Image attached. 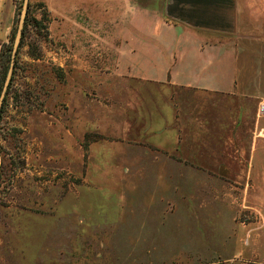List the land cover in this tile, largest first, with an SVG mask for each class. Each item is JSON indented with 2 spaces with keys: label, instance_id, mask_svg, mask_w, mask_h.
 <instances>
[{
  "label": "rangeland",
  "instance_id": "1",
  "mask_svg": "<svg viewBox=\"0 0 264 264\" xmlns=\"http://www.w3.org/2000/svg\"><path fill=\"white\" fill-rule=\"evenodd\" d=\"M130 1H28L0 104V264H264V151L213 170L205 102L129 71L165 62ZM3 2L7 67L22 0Z\"/></svg>",
  "mask_w": 264,
  "mask_h": 264
},
{
  "label": "crops",
  "instance_id": "2",
  "mask_svg": "<svg viewBox=\"0 0 264 264\" xmlns=\"http://www.w3.org/2000/svg\"><path fill=\"white\" fill-rule=\"evenodd\" d=\"M130 7L163 29L158 45L164 46L165 62L155 64L147 57L150 64L143 70L133 63L129 71L167 88L191 91L205 102L204 124L190 119L197 133L204 131L200 147L213 158V170L231 167L227 158L264 151V113H257L264 102V0H161L152 6L131 0ZM125 43L132 46L129 59L134 60L135 44ZM180 117L175 109L173 123Z\"/></svg>",
  "mask_w": 264,
  "mask_h": 264
},
{
  "label": "water",
  "instance_id": "3",
  "mask_svg": "<svg viewBox=\"0 0 264 264\" xmlns=\"http://www.w3.org/2000/svg\"><path fill=\"white\" fill-rule=\"evenodd\" d=\"M28 1L29 0H22V5H21V10L19 13V18H18V23L14 35V39L12 42V47L10 51V57H9V63H8V68L4 77V81L2 84L1 92H0V104L2 102L3 96L5 94V91L7 89V86L9 84L10 78H11V73L13 69V62H14V57L16 50L18 48V45L20 43L21 35H22V29L25 21V17L27 14V8H28Z\"/></svg>",
  "mask_w": 264,
  "mask_h": 264
},
{
  "label": "trees",
  "instance_id": "4",
  "mask_svg": "<svg viewBox=\"0 0 264 264\" xmlns=\"http://www.w3.org/2000/svg\"><path fill=\"white\" fill-rule=\"evenodd\" d=\"M6 60H7V58H6V56H4V53H1V55H0V61H2L3 66L1 67L2 69H1V76H0V78L3 79V81H4L3 73H4V77H5V74H6V71H7V68H8V66L6 67V65H7ZM1 88L2 87H0V92H1Z\"/></svg>",
  "mask_w": 264,
  "mask_h": 264
},
{
  "label": "built area",
  "instance_id": "5",
  "mask_svg": "<svg viewBox=\"0 0 264 264\" xmlns=\"http://www.w3.org/2000/svg\"><path fill=\"white\" fill-rule=\"evenodd\" d=\"M257 113H258V114H263V113H264V102H261V103L258 105Z\"/></svg>",
  "mask_w": 264,
  "mask_h": 264
}]
</instances>
